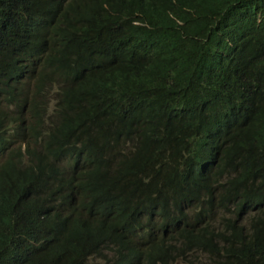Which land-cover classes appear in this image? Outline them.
I'll return each mask as SVG.
<instances>
[{
    "label": "trees",
    "instance_id": "1",
    "mask_svg": "<svg viewBox=\"0 0 264 264\" xmlns=\"http://www.w3.org/2000/svg\"><path fill=\"white\" fill-rule=\"evenodd\" d=\"M52 96L110 131L129 165L84 228L55 223L27 202L0 138V264H62L128 237L129 209L190 149L223 174H264V0H0V130L5 108Z\"/></svg>",
    "mask_w": 264,
    "mask_h": 264
},
{
    "label": "clouds",
    "instance_id": "2",
    "mask_svg": "<svg viewBox=\"0 0 264 264\" xmlns=\"http://www.w3.org/2000/svg\"><path fill=\"white\" fill-rule=\"evenodd\" d=\"M4 110L0 138L14 178L38 213L84 228L91 212L110 206L117 178L129 165L110 131L92 128L56 96ZM103 163L112 165L111 175H96ZM86 178L89 187L80 184ZM159 186L151 202L129 209L134 231L128 237H101L83 256L61 263L264 264L263 173L226 175L190 149L164 171Z\"/></svg>",
    "mask_w": 264,
    "mask_h": 264
},
{
    "label": "bare ground",
    "instance_id": "3",
    "mask_svg": "<svg viewBox=\"0 0 264 264\" xmlns=\"http://www.w3.org/2000/svg\"><path fill=\"white\" fill-rule=\"evenodd\" d=\"M173 191H174V190H173ZM169 192H170V191H168V192H166V193H169ZM166 193H165V194H166Z\"/></svg>",
    "mask_w": 264,
    "mask_h": 264
},
{
    "label": "water",
    "instance_id": "4",
    "mask_svg": "<svg viewBox=\"0 0 264 264\" xmlns=\"http://www.w3.org/2000/svg\"><path fill=\"white\" fill-rule=\"evenodd\" d=\"M186 235H184V237H185Z\"/></svg>",
    "mask_w": 264,
    "mask_h": 264
}]
</instances>
